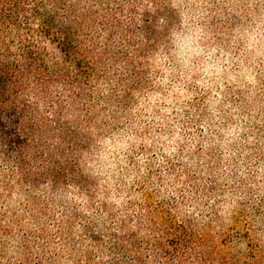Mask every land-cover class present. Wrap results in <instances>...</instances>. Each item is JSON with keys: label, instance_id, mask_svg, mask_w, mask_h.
Masks as SVG:
<instances>
[{"label": "rangeland", "instance_id": "rangeland-1", "mask_svg": "<svg viewBox=\"0 0 264 264\" xmlns=\"http://www.w3.org/2000/svg\"><path fill=\"white\" fill-rule=\"evenodd\" d=\"M155 2L166 9L158 23L164 37L142 60L129 106L97 116L82 158L90 193L7 187L0 158V264L84 262L82 221L71 231L74 255L57 236L66 212L100 226L109 214L143 215L148 225L147 210L161 229L192 222L231 264L250 256L264 264V0ZM136 3L156 10L151 0ZM189 16L196 38L180 28ZM109 80L119 78L111 72Z\"/></svg>", "mask_w": 264, "mask_h": 264}, {"label": "trees", "instance_id": "trees-1", "mask_svg": "<svg viewBox=\"0 0 264 264\" xmlns=\"http://www.w3.org/2000/svg\"><path fill=\"white\" fill-rule=\"evenodd\" d=\"M136 1L1 0L0 158L7 187L16 181L55 197L67 188L90 193L82 158L92 148L97 116L103 107L129 106L141 86L142 60L164 37L158 23L166 9L151 0L155 11L140 10ZM118 64H126L125 73ZM111 72L119 78L114 84ZM148 211V225L143 215L109 214L102 226L66 212L57 236L74 255L71 231L82 221L85 259L75 264H231L192 222L161 229ZM148 228L151 234L142 236ZM248 264L261 262L250 256Z\"/></svg>", "mask_w": 264, "mask_h": 264}, {"label": "clouds", "instance_id": "clouds-1", "mask_svg": "<svg viewBox=\"0 0 264 264\" xmlns=\"http://www.w3.org/2000/svg\"><path fill=\"white\" fill-rule=\"evenodd\" d=\"M180 28L193 38H196V33L200 31L199 27L196 24V21L191 16H189L188 19L182 18ZM176 34L178 33H174V35Z\"/></svg>", "mask_w": 264, "mask_h": 264}]
</instances>
